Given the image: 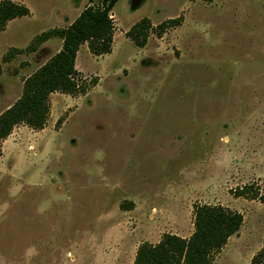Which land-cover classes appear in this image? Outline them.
Listing matches in <instances>:
<instances>
[{"label":"rangeland","instance_id":"374dc122","mask_svg":"<svg viewBox=\"0 0 264 264\" xmlns=\"http://www.w3.org/2000/svg\"><path fill=\"white\" fill-rule=\"evenodd\" d=\"M12 1L31 14L0 33V115L63 46L25 51L33 40L101 3ZM113 11L112 53H78L86 94L54 93L44 130L22 124L2 142L0 264H133L145 242L189 238L195 205L243 215L213 264H251L264 205L233 194L264 193V0H120ZM143 19L141 48L127 33Z\"/></svg>","mask_w":264,"mask_h":264},{"label":"trees","instance_id":"16d2710c","mask_svg":"<svg viewBox=\"0 0 264 264\" xmlns=\"http://www.w3.org/2000/svg\"><path fill=\"white\" fill-rule=\"evenodd\" d=\"M119 1L101 0V5L97 7H86L69 27L44 32L25 49L33 53L54 37L63 40L60 52L25 79L21 98L0 115V152L2 142L15 127L23 124L34 131L45 129L51 110L50 98L54 93L69 96L86 94V89L80 83L81 73L76 68L78 53L86 44L94 56L112 53L115 23L111 15ZM30 14V9L23 4L12 0L0 1V33L6 30L11 21ZM181 24V18L171 19L160 24L156 33L161 38L169 29ZM151 29V21L143 19L131 28L127 36L142 48L148 42ZM12 52L18 55L23 50L13 49ZM5 59H9V56ZM233 195L264 205V193L254 184L245 185ZM193 212L194 231L189 238L165 234L157 244L145 242L138 248L133 264H213L216 254L241 230L244 217L221 205H195ZM263 262L264 249L253 257L251 264Z\"/></svg>","mask_w":264,"mask_h":264},{"label":"crops","instance_id":"0c3cea01","mask_svg":"<svg viewBox=\"0 0 264 264\" xmlns=\"http://www.w3.org/2000/svg\"><path fill=\"white\" fill-rule=\"evenodd\" d=\"M99 5H101V3H100ZM88 6H91V2L88 3V5H86L85 8L88 7ZM85 8H84V9H85ZM113 10H114V9H113ZM81 13H82V12H81ZM112 13H114V11H112ZM78 17H79V16H78ZM78 17H77V18H78ZM77 18H76V19H77ZM76 19H75V20H76ZM75 20L70 21V22H69V26H70ZM149 20H150V19H149ZM69 26H68V27H69ZM55 29H56V28H55ZM56 38H57V37L52 38L51 40H49V41L46 42L45 44H47V43H49V42L51 43V42L54 41ZM60 39H61V38H60ZM114 39H115V35H114ZM61 40H62V39H61ZM62 43H63V40H62ZM86 45H87V44H86ZM113 45H114V44H113ZM87 46H88V45H87ZM113 48H114V46H113ZM61 49H62V48H61ZM61 49H60V50H61ZM60 50H59V52H60ZM88 50H89V48H88ZM112 51H113V50H112ZM89 52H90V51H89ZM90 54H91V53H90ZM91 55H92V54H91ZM108 55H110V54H108ZM93 56H94V55H93ZM77 57H78V56H77ZM96 57H97V56H96ZM101 58H103V56H101ZM40 68H41V67H40ZM76 68H77V67H76ZM182 238H183V237H182ZM158 243H159V242H158Z\"/></svg>","mask_w":264,"mask_h":264},{"label":"built area","instance_id":"2783aa9c","mask_svg":"<svg viewBox=\"0 0 264 264\" xmlns=\"http://www.w3.org/2000/svg\"><path fill=\"white\" fill-rule=\"evenodd\" d=\"M111 18H113V16L111 15Z\"/></svg>","mask_w":264,"mask_h":264}]
</instances>
